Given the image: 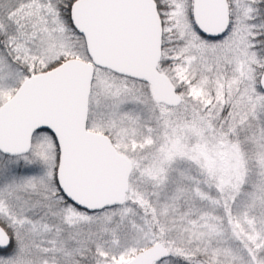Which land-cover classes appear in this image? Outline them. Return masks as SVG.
Here are the masks:
<instances>
[{"label": "snow or ice", "instance_id": "1", "mask_svg": "<svg viewBox=\"0 0 264 264\" xmlns=\"http://www.w3.org/2000/svg\"><path fill=\"white\" fill-rule=\"evenodd\" d=\"M0 264H264V0H0Z\"/></svg>", "mask_w": 264, "mask_h": 264}]
</instances>
